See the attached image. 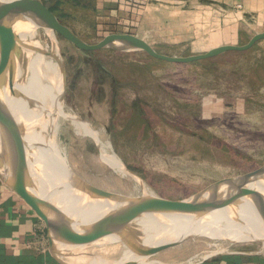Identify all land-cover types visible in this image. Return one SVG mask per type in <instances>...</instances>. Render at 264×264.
<instances>
[{
    "label": "rangeland",
    "instance_id": "1",
    "mask_svg": "<svg viewBox=\"0 0 264 264\" xmlns=\"http://www.w3.org/2000/svg\"><path fill=\"white\" fill-rule=\"evenodd\" d=\"M96 3L50 0L47 6L90 44L105 41L110 35L130 34L144 38L167 55L200 54L192 52L191 45L173 43L160 27L147 32L150 23L136 32L104 31L99 26ZM24 42L27 47L20 58L23 73L18 81L25 82L29 75L30 57L25 51L29 44L38 42L59 52L66 72L64 77L62 67L65 87L63 103L58 92L54 98L56 105L60 104L55 133L50 137L58 164H67L89 183L125 195L142 194L135 180L122 177L108 165L96 140L76 132L66 119L73 114L101 132L125 167L164 198H184L216 180L264 164V40L247 51H229L191 64L156 60L143 51L100 50L90 52V58L83 57L72 43L57 33L52 40L44 29H37L35 39ZM31 127L49 134L41 124ZM34 149L40 160L45 158ZM133 227L143 232L138 221ZM110 242L104 239L79 249L93 255L67 260L70 264H100L92 263L95 258L107 264L124 263V248ZM243 244L264 245L261 241L232 242L198 235L148 260L190 263ZM102 246L115 250L100 251Z\"/></svg>",
    "mask_w": 264,
    "mask_h": 264
},
{
    "label": "water",
    "instance_id": "2",
    "mask_svg": "<svg viewBox=\"0 0 264 264\" xmlns=\"http://www.w3.org/2000/svg\"><path fill=\"white\" fill-rule=\"evenodd\" d=\"M49 1L0 0V180L30 206L45 224L51 254L61 263L70 264L67 260L70 257L84 255L83 253L93 255L80 250L102 242L108 235H120L135 248L137 253L151 258L200 234L188 232L171 240L145 245L144 232L133 227L141 217L152 214L176 215L196 222L214 210L237 207L244 200H249L254 205L264 223V192L256 188L257 184L264 185V164L246 173L216 180L180 199H169L154 194L132 196L104 190L82 179L67 164H58L51 146L46 144L44 146L38 142L33 148L45 155L40 161L43 164L45 161L62 175L68 185L94 198L113 201L116 206L92 221L80 223L37 193L27 162L25 142L27 127L14 115L5 97L6 88L12 95H20L14 85L18 81L17 71L20 68L23 48L27 47V44L25 45L20 30L16 29L18 23H29L37 29L52 30L72 43L81 56L88 58L92 57L90 52L100 50H115L121 53L143 51L156 60L191 64L221 56L229 51H247L264 40L263 31L255 34L243 45H223L205 53L186 56L161 53L144 38L130 34H114L105 41L90 44L56 16L47 6ZM60 64L66 77L65 68L62 63ZM48 136L50 137L51 134L49 133ZM138 235L142 237L138 238ZM253 241H261L264 244V240L253 239ZM76 250L80 252L77 253ZM148 261H129L119 264L148 263Z\"/></svg>",
    "mask_w": 264,
    "mask_h": 264
},
{
    "label": "bare ground",
    "instance_id": "3",
    "mask_svg": "<svg viewBox=\"0 0 264 264\" xmlns=\"http://www.w3.org/2000/svg\"><path fill=\"white\" fill-rule=\"evenodd\" d=\"M17 28L25 40L29 38L35 39L37 36V27L32 24L18 23L16 25ZM45 31H47L52 40L55 39V33L52 30L47 29ZM25 49L30 57L29 75L25 82H15L14 88L20 95H12L9 89L6 88L5 97L14 115L20 122L23 121L27 127V133L25 134L27 162L36 191L41 196L56 204V206L74 221L80 223L92 221L111 210L116 204L106 199L94 198L68 185L62 175L54 171L45 161V165L42 167L40 164L41 157L38 155V152L33 151L34 144H38V142L44 146L49 145L54 150L56 149L51 141L52 137H49L48 134L44 135L40 133L39 129H32L31 126H36V124L40 126L41 124L43 130L46 131L48 129L46 131L47 133L49 131L52 136L55 133V120L59 110L57 105L60 103L56 105L54 98L56 92H58L57 95H60L63 103L62 94L64 89L59 52L55 47L52 51L48 50V48L42 47L38 42H35L32 46L29 44V47ZM22 73L21 68H19L17 71L18 77H21ZM66 119L71 120V124L78 134L89 136L96 140L104 156V160L117 173L122 177H129L135 180L142 194L156 195L146 185L140 182L138 176L131 173L125 167L124 163L114 152L110 142L102 138L101 132L74 114L66 117ZM256 188L264 192V185L257 184ZM66 209L67 211H65ZM138 222L144 232L143 243L145 245H154L162 241L171 240L188 232L212 238L227 239L232 242L253 239L264 240V223L256 208L249 200L241 201L237 207H226L214 210L196 222L183 216L160 214L143 216L138 219ZM104 239L109 240V242L111 241L110 243H120L124 248L123 262L149 259V257L137 253L135 248L120 235H108ZM98 249L104 252L115 250V248L103 246ZM83 252L88 253L85 250ZM83 254L81 256H88L85 253ZM92 263L107 264L104 262V259L98 260L97 258Z\"/></svg>",
    "mask_w": 264,
    "mask_h": 264
},
{
    "label": "crops",
    "instance_id": "4",
    "mask_svg": "<svg viewBox=\"0 0 264 264\" xmlns=\"http://www.w3.org/2000/svg\"><path fill=\"white\" fill-rule=\"evenodd\" d=\"M97 0L104 31L130 32L160 27L173 43L204 53L235 45L264 31V0ZM131 3V5H130ZM0 264H63L50 250L46 227L38 215L0 180ZM126 264H264V245L243 244L229 252L190 263Z\"/></svg>",
    "mask_w": 264,
    "mask_h": 264
},
{
    "label": "trees",
    "instance_id": "5",
    "mask_svg": "<svg viewBox=\"0 0 264 264\" xmlns=\"http://www.w3.org/2000/svg\"><path fill=\"white\" fill-rule=\"evenodd\" d=\"M50 9H51V10H54V8H53V7H50Z\"/></svg>",
    "mask_w": 264,
    "mask_h": 264
}]
</instances>
